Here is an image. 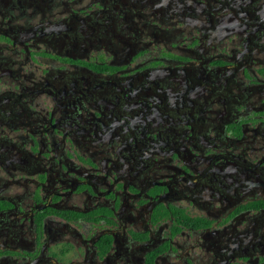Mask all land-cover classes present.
I'll list each match as a JSON object with an SVG mask.
<instances>
[{"label": "flooded vegetation", "instance_id": "obj_1", "mask_svg": "<svg viewBox=\"0 0 264 264\" xmlns=\"http://www.w3.org/2000/svg\"><path fill=\"white\" fill-rule=\"evenodd\" d=\"M0 264H264V0H0Z\"/></svg>", "mask_w": 264, "mask_h": 264}]
</instances>
